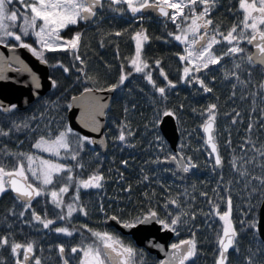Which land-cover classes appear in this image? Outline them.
I'll return each mask as SVG.
<instances>
[{
	"label": "trees",
	"instance_id": "16d2710c",
	"mask_svg": "<svg viewBox=\"0 0 264 264\" xmlns=\"http://www.w3.org/2000/svg\"><path fill=\"white\" fill-rule=\"evenodd\" d=\"M238 7V0L222 1L218 16L222 17L224 23L226 22L225 30L236 22L238 17H242V13L237 11ZM11 8L23 10L18 0L11 5ZM219 9L217 8V10ZM141 26L147 29L150 37L149 42L144 45L143 56L152 66L150 70L153 79L159 86H165L167 83L159 75V69L155 68L154 62L161 60V67L177 87L166 89L168 98L166 101H162L155 89L143 78V75L133 72L125 85L117 89L107 112L106 153L95 149L93 145H85L84 151L80 155L84 168L74 169L76 175L81 179H86L89 174L98 169L106 178L104 188L81 190V200L88 210V217L77 213L73 216L72 223L58 220L57 224H63L70 229L73 226L79 228L81 224H87L90 228L106 231L103 222L104 215L99 211L101 204L109 215L116 214L123 218L143 212L149 205L156 207L163 216L165 211L162 205L166 199L178 197L181 208L190 215L196 214V219L192 220L190 215L184 217L187 222L180 225V234L175 235L174 242L190 238L192 232L195 231L199 249L195 264H214L217 232L222 222L218 217L210 218L205 215L211 211V205L208 203L209 198L214 203H218L220 210L224 211L226 202L221 201L220 197L231 195L233 201L232 219L238 230L242 227L241 220L259 221V211L264 200V193L257 191L255 194L249 195L252 188L258 186L257 181H251L247 187L245 185L251 179V175L264 174V170L257 166L258 163L264 162V157H260L253 150V144H246L245 141L251 140L256 148L264 145V119H261L264 115L261 112V109L264 108V100H261L260 95L255 97L252 95L253 92H259L258 86L264 80V73L259 70L258 66L253 69L244 61H240L242 69L238 72L241 79L247 81L248 72H252L251 83L244 87L234 79H224V70L216 71L215 69L220 66H213V71L202 75L205 83L213 88V92L209 96H205L203 90L197 85L188 86L179 79L181 64L177 53H182L184 46L179 45L172 37L168 36L169 31L175 30V26L170 21H157L153 18H145L141 21L133 18L130 13H125L123 16L112 13L107 7L103 9L102 13L99 12L95 22L88 24L81 22L79 25L65 30L62 35L69 38L76 31L82 33L80 54L86 61L85 71L89 76L95 77L99 81V86H106L118 82L121 64L125 66L126 72L133 71L129 66V60L135 54V41L131 36ZM115 31H122L124 34L119 37L109 35ZM26 39L28 42H32V38ZM101 42H103V46H101ZM10 43L14 42L10 41ZM248 47L250 48V46ZM47 56L50 58L49 66L62 63L70 71L66 74L62 68L50 66L51 77L57 81L58 87L53 88L27 110H16L11 113L0 112V128L5 131L11 129L9 136H0V150L7 149L14 153H34L35 149L32 145L40 135H47L49 131L55 135L58 129L62 130L64 124L69 125L67 104L71 102L72 96L80 95L85 86L81 81L85 77L76 70L80 66L79 62L75 61L68 53H48ZM222 64L226 66L227 70H231L233 67L231 60L227 57L222 61ZM233 84H236L235 89H233ZM254 85L255 87H253ZM88 86L94 87L95 85L89 84ZM233 91H235L234 96ZM213 103L217 105L216 140L224 164L221 171L214 168V161L210 158L201 128L205 117L200 113ZM165 109L175 112L174 117L177 120L180 133L178 151H182L186 157H192L193 162L198 165L185 177L179 174L173 176L171 171H163L166 168L175 171L172 166L153 163L157 158L163 160L169 154H175L160 130V123L164 117L161 113ZM237 112L240 114L239 116L236 115ZM233 119L237 121L235 124L232 123ZM14 121L17 123L27 122L29 127H22L20 131H16L13 128ZM125 122L135 133L129 141L135 147H126L116 139L121 124ZM249 124L253 125L251 132L248 131ZM229 140H231V145H228ZM181 144L185 145L183 149L180 147ZM43 156L46 159H54L48 155ZM234 157L238 161V167L243 165V168L250 173L248 177L241 178L239 172L233 171L230 161ZM241 157L244 159L241 160ZM245 160L253 162L244 163ZM122 161H127L126 167ZM61 162L74 163L70 160ZM121 173H123L122 179ZM145 175L149 177L147 181L143 180ZM129 186L131 192L125 191ZM226 189H230V191H226ZM153 192L154 196H152ZM202 192L207 193V197L201 195ZM145 193L151 196V200L145 198ZM72 194L73 192L70 190L65 199L69 200ZM46 199V197L40 198V203L34 201L33 207L41 215L47 210L49 218H53L54 211L58 210H54L51 204H46L44 202ZM14 207L17 213L21 210L20 205L14 204L11 193L0 197V234L10 232L13 234L12 238L21 243H26L29 240L35 241L39 256L44 253L48 256H59L57 249L59 244H64L66 254L69 253L71 256L70 246H75L74 241L76 240H79L80 243L79 233L73 237L59 235V240L55 241L52 238V233L44 234L41 225L31 222L30 211L22 219L18 215H9V210ZM169 208L174 213L179 211L171 206ZM7 223H11L12 227L8 228ZM81 231L83 230L81 229ZM112 231L116 232L115 229ZM84 235L90 236L86 232ZM260 241L262 239L257 232L251 229L240 231L239 253L232 251L229 254V264H246L245 258L253 253H256L253 256L254 264H264V247L261 246ZM129 242L131 243V241ZM0 257L4 259L5 264H12L10 249L0 250Z\"/></svg>",
	"mask_w": 264,
	"mask_h": 264
},
{
	"label": "snow or ice",
	"instance_id": "6c2138e0",
	"mask_svg": "<svg viewBox=\"0 0 264 264\" xmlns=\"http://www.w3.org/2000/svg\"><path fill=\"white\" fill-rule=\"evenodd\" d=\"M18 2L23 11L13 10L10 7L14 0H0V46L13 53L17 49H24L44 65H49L48 53H68L75 61H78L80 66L76 70L85 77L81 81L85 86L79 96L71 97L67 109L82 108L80 123L84 128L93 132L100 130L101 125L97 117L104 116V109L107 107L97 97L96 93L116 92L117 89L125 85L133 72L142 74L147 83L159 94L162 101H166L168 98L166 89L177 87L176 83L169 79L168 74L161 67V60L154 62L155 68L159 69V75L167 83L165 86H159L153 79L150 70L152 66L143 56L144 45L149 42L150 37L147 29L142 26L131 36L132 40L135 41V54L129 60L132 72H126L125 66L121 64L118 82L106 86H99V81L88 75L84 68L86 61L80 54L82 33L76 31L69 38L63 36L62 33L81 22L92 21L98 16V10L102 13L105 7L112 13L121 16L130 13L133 18L141 21L146 18L144 13H155L165 21H170L175 26V30L169 31L168 36L172 37L179 45L184 46L183 52L177 53L181 64L179 79L188 86L199 85L204 93L213 92V88L205 83L200 74L210 73L214 70L213 66H220L215 69L216 71L224 70V79H234L244 87L251 83L252 72H248L247 81L241 79L238 72L242 69L240 61H244L253 69L258 66L259 70L264 73V0H238L237 11L242 13V17H238L236 22L226 31L221 30V25L214 23L212 18V12L217 7L219 0H18ZM125 31L127 30L125 29ZM123 34L122 31L109 33V35L117 37ZM29 37L32 38V42H28L26 39ZM10 41L14 43H10ZM218 45H226V47L217 48ZM101 46H103V42H101ZM225 57L232 62L231 70H227L226 66L222 64ZM13 64L18 65V67L13 68ZM50 66L62 68L66 74L70 71L62 63L51 64ZM7 71L26 72L30 69L18 56L6 59L0 53V81L8 79L5 75ZM32 80L35 88L39 90L41 88L39 79L33 75ZM89 84L95 86H88ZM51 87H58L55 79L51 80ZM235 87L236 84H233V89ZM258 87L259 92H253L252 95L253 97L260 95L261 100H264V80L259 83ZM234 95L235 91H233ZM16 110V104H0V112L2 113H11ZM261 112L264 114V108L261 109ZM161 115L174 117L175 112L165 109ZM200 115L205 117L201 128L206 135L205 144L211 149L210 158L214 159V168H220L223 166V159L219 153L215 136L217 105L214 103L208 105ZM236 115L239 116L240 114L237 112ZM32 118L35 119V117ZM261 119H264V115ZM236 122L233 119L232 123L235 124ZM22 127L28 128L29 125L27 122H13V128L16 131H20ZM252 129L253 125L249 124L248 131L251 132ZM10 131L11 129L5 131L0 128V136H9ZM134 135L130 125L125 122L121 124L116 139L126 147H135L133 143L129 142ZM94 143L95 141L91 137L76 133L71 126L64 124L62 130L58 129L55 135L49 131L47 135H40L32 145L37 152L46 153L54 159H46L44 156L32 152L14 153L7 149L0 150V197L6 193H11L14 204L21 206L18 213L15 207L10 209L9 215H18L22 219L30 211L31 222L41 225L44 230H50L66 237H73L79 233L80 243L70 246V255L76 264H143L142 254L136 248L126 244L120 237L109 231L96 230L88 227L87 224H81L79 228L73 226L71 229L66 226L53 227L58 220L72 223V218L77 213L88 217V210L81 200V190L104 188L106 178L98 169L89 174L86 179L79 178L74 172V169L84 168L80 155L84 151L85 145ZM245 143L253 144V150L260 157H264V145L256 148L251 140H246ZM228 145H231V140L228 141ZM180 147L183 149L185 145L181 144ZM241 147L243 148V145ZM9 157L11 159H8ZM240 159L243 160L244 158L241 157ZM69 160L74 163L61 162ZM252 162V160L244 161V163ZM122 163L125 167L127 166V161H122ZM153 163L174 164L176 166L175 171L167 168L163 170L171 171L173 176L177 175V172L189 173L198 167L193 162L192 157L184 156L182 151L169 154L163 160L157 158ZM230 163L233 171L239 172L241 178L250 175L247 169L243 168V165L238 167V161L235 157ZM257 166L264 170V162L258 163ZM120 176L122 179L123 173ZM148 179L147 175L143 177L144 181ZM221 179H223L222 176ZM253 180L257 181L258 186L253 187L249 195L251 196L257 191L264 193V174L251 175V179L245 187ZM70 190L73 194L69 200H66L65 197H68ZM125 191L131 192V187L126 188ZM226 191H230V189H226ZM144 195L146 199L151 200L148 193ZM154 195L153 192L152 196ZM201 195L207 197V193L202 192ZM45 197L47 199L44 202L51 204L54 210H58L54 211L53 218H49L47 210L41 215L33 207L34 201L40 203V198ZM220 200L226 202V210L221 211L220 205L209 198L208 203L211 205V211L205 215L210 218L218 217L219 221L222 222L217 232L214 264H229L230 250L239 253L240 231L251 229L259 235H264V232H260L257 227L258 222L255 220L248 222L241 220L242 227L238 230L232 219L233 201L231 195L220 197ZM169 206L179 209V211L174 213ZM162 207L165 211L163 216L152 205H149L143 212L129 215L128 218L116 214L109 215L102 204L99 211L104 215V223L113 221L128 230L137 229L141 226L158 225L161 230L178 236L180 225L187 222L184 217H188L190 214L181 208L178 197L166 199ZM190 218L195 220L196 214H191ZM6 226L12 227L11 223H7ZM85 232L89 233L90 236H85ZM12 235L10 232L0 234V250L10 249L14 264H42L40 256L37 255L35 241L29 240L27 243H21L13 239ZM260 243L264 247V240ZM153 246L160 247L159 245ZM57 249L62 264H71L66 256L65 245L59 244ZM170 249L167 259L161 260L159 264H195V258L199 253L196 232L193 231L188 239H181L172 243ZM161 250L163 249L161 248ZM255 255L256 253H253L246 257V264H254L253 256ZM0 264H5L2 257H0Z\"/></svg>",
	"mask_w": 264,
	"mask_h": 264
},
{
	"label": "water",
	"instance_id": "95a60500",
	"mask_svg": "<svg viewBox=\"0 0 264 264\" xmlns=\"http://www.w3.org/2000/svg\"><path fill=\"white\" fill-rule=\"evenodd\" d=\"M145 15H152L155 18L164 20L163 18L157 16L155 13H144ZM0 53H2L5 58H11L12 56H18L21 61L30 69L26 72H15L7 71L5 75L8 77L7 80L0 81V104L11 105L16 104L17 110L24 111L34 105L38 100L45 97L52 89L51 87V71L49 65L41 64L35 59L29 52L24 49H17L15 53L11 52L0 46ZM13 68L18 67V65L13 64ZM35 75L40 83L41 88L37 90L34 86L32 76ZM197 85V84H196ZM199 86V85H198ZM116 92L113 93H96L97 97L101 99V102L107 105L104 109L105 115L97 117L101 125L100 130L93 132L90 129L84 128L80 123V116L82 108L74 107L68 112L69 125L73 128V131L91 137L95 143L94 148L106 153L107 142L105 138L106 131V121L107 112L112 103L113 97ZM205 96L210 95V93H204ZM79 96V95H77ZM160 130L170 145L171 149L176 153L178 151V145L180 141V133L178 129V123L175 117H163L160 123ZM204 134V133H203ZM217 134L216 123H215V136ZM206 139V135L204 134ZM209 153L211 149L206 145ZM220 153V151H219ZM221 155V154H220ZM214 161V159H213ZM166 166H172L176 169L174 164H165ZM224 164L220 168H216L221 171ZM181 176H187L188 173L177 172ZM107 225L113 227L120 231L123 235L130 236L136 243L138 247L146 249L150 254L157 256L158 259H167V255L170 252V245L173 243L175 234L165 232L156 226H141L137 229L128 230L122 228L119 224L108 221ZM258 229L260 232H264V200L259 211V221ZM261 239L264 240V235H260ZM153 245H159L160 247H154ZM161 248L163 250H161ZM232 251L230 250V253Z\"/></svg>",
	"mask_w": 264,
	"mask_h": 264
},
{
	"label": "flooded vegetation",
	"instance_id": "af4514ba",
	"mask_svg": "<svg viewBox=\"0 0 264 264\" xmlns=\"http://www.w3.org/2000/svg\"><path fill=\"white\" fill-rule=\"evenodd\" d=\"M222 1H229V0H219V3L217 5V7L214 9V11L212 12V18L214 20V23H217L219 25H221V30L223 31H226L225 28H226V22L224 23L223 19L221 16H218V12L221 10V3ZM236 1V0H235ZM217 8H220L219 10H217ZM99 12L100 10H98V16H99ZM97 16V17H98ZM96 18H93L92 21H89V22H84L85 24H88L90 22H95L96 21ZM149 19V17L147 18ZM223 47H226V45H223ZM201 76L203 75V73L200 74ZM56 226H64L63 224H56L54 225L53 227H56ZM105 228H106V231H109L110 233H114L116 234L118 237H120L126 244H130L131 246H133L134 248L137 249L138 252H140L142 254V259H143V264H159V262L161 261L160 259L157 258V256L153 255V254H150L146 249L144 248H141V247H138L136 245V243L134 242V240L132 239V237L130 236H126V235H123L120 231L116 230L115 228L113 227H109L107 225V223H105ZM108 228V229H107ZM43 233L46 234V235H49V234H53L52 238L55 240V241H58L59 240V235L50 231V230H44L43 228H41ZM111 229V230H109ZM112 229H115L116 232H113ZM77 235V234H76ZM75 236V235H74ZM131 241V243L129 242ZM28 242V241H27ZM26 242V243H27ZM174 243V241H173ZM74 244H79V240H76L74 241ZM38 255V254H37ZM39 256V255H38ZM67 258L70 260L71 264H76L75 260L69 256V253L66 254ZM12 258V264H14V258L11 256ZM41 260H42V264H62V261L60 260V257L59 256H48L47 254H43L40 256Z\"/></svg>",
	"mask_w": 264,
	"mask_h": 264
},
{
	"label": "rangeland",
	"instance_id": "374dc122",
	"mask_svg": "<svg viewBox=\"0 0 264 264\" xmlns=\"http://www.w3.org/2000/svg\"><path fill=\"white\" fill-rule=\"evenodd\" d=\"M15 1H16V0H14V3H15ZM14 3H13V4H14ZM10 7H11V6H10ZM13 10H16V9H13ZM21 10H22V9H21ZM22 11H23V10H22ZM222 46H223V45H218L217 48H222ZM223 48H224V47H223ZM34 153L37 154V155H41V156H43V155H47L46 153H39V152H37L36 149H35V152H34ZM113 234H114V233H113ZM115 235H116V234H115Z\"/></svg>",
	"mask_w": 264,
	"mask_h": 264
}]
</instances>
